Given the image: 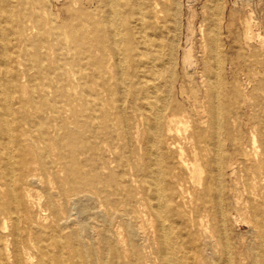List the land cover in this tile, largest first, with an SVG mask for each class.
I'll use <instances>...</instances> for the list:
<instances>
[{
	"label": "rangeland",
	"instance_id": "1",
	"mask_svg": "<svg viewBox=\"0 0 264 264\" xmlns=\"http://www.w3.org/2000/svg\"><path fill=\"white\" fill-rule=\"evenodd\" d=\"M6 1L11 0L0 3ZM34 1L36 15L29 0H16L12 60L7 65L1 61L0 67L9 68L15 89L27 92L28 76L38 71L33 66L36 58L45 59L46 76L57 85L63 102L56 117L48 111L37 113L51 150L45 151L44 143L27 131L31 113L23 116L25 125L15 133L13 176L19 195L30 188L35 201L20 198V211L31 222L48 225L60 216L69 243L59 254L52 243L44 249L30 242L21 251L19 264H160L154 221L134 175L142 168L147 147L145 121L129 107L141 80H150L146 69L160 72L158 82L166 100L185 116L183 128L173 132L184 147H190L185 136L205 104L204 82L217 80L225 110L235 123V137L247 150L245 156H237L242 164L226 170L223 178L226 187H233V195L224 199L230 213L227 231L236 259L252 264L253 211L264 201V172L255 167L251 153L254 139L258 158H264V0H119L122 50L107 44L113 38L110 28L115 18L107 16L106 0ZM156 4L163 11L158 19ZM48 89L51 94L53 89ZM21 95L28 100L27 93ZM231 131L226 120L223 135L228 137ZM223 149L235 152L229 138ZM32 175L35 180L29 181ZM3 182L0 245L8 246L0 253L4 264H15L13 222L3 209L7 201ZM173 182L174 201L184 196L180 210L188 212L201 197L202 185L187 174L181 185ZM79 193L91 195L82 202L84 219L72 203ZM177 217L183 225V217ZM23 224L33 241L34 231Z\"/></svg>",
	"mask_w": 264,
	"mask_h": 264
},
{
	"label": "bare ground",
	"instance_id": "2",
	"mask_svg": "<svg viewBox=\"0 0 264 264\" xmlns=\"http://www.w3.org/2000/svg\"><path fill=\"white\" fill-rule=\"evenodd\" d=\"M106 2L109 9L106 13L107 16L115 18L111 22L110 28L113 38L107 44L122 50L124 49V40L121 28V23H123L121 6L119 0H106ZM29 3L35 8L34 14L36 15V2L29 0ZM16 9V0L0 3V62L2 61L6 65L12 60V41L17 35ZM154 9L155 19H158L163 11L157 7V4ZM143 43L145 42L143 41ZM44 60L36 58L34 62L36 65L33 64V66L38 67V71L36 74L32 73L28 76L27 92L15 89L9 77V68L7 66L0 67V126H2L0 129V154H2V156L0 155V168H2L0 180L4 181L3 197L7 200L3 209L8 219L13 222L10 235L15 264H19L21 251L30 242L44 247V249L52 243L56 245L59 254L62 253L65 244L69 243L62 234V222H60L62 218L60 216L48 225L45 224L47 222L42 223L41 221L33 223L20 211L19 199L33 201L32 193L30 188H24L19 195L13 176L16 165L15 133L25 125L23 116L27 112L31 113L27 131L35 135L38 141L44 143L45 151L51 150L46 140L45 127L37 113L38 111L40 113L48 111L53 117H56L60 113L63 101L55 82L46 76L47 70L43 68ZM160 65L162 66V63ZM125 71L123 69L119 74L118 84L121 86L124 84ZM145 71L150 80L144 82L141 80L142 86L133 94L129 106L132 110L139 111L143 116L147 135V147L144 149L142 157L143 165L141 170L135 172L134 175L140 183L141 200L144 201L154 221V231L159 243L160 264H203L204 261H208L209 264H243L244 259H236V252L227 231L230 213L224 206V199H229V196L233 195V187H226L223 178L226 170L235 168L238 162L242 164L241 159L237 156L240 154L245 156L247 150L241 148L235 137V123L231 120L232 115L225 110L221 88L217 80L206 79L204 82L205 104L202 105L203 109L199 120L193 122L189 133L185 136V139L190 141V147H184L173 138V132L178 134L181 125L185 122L183 112L166 100L163 85L158 82L160 72L158 70L154 72L151 69ZM215 73L217 74V71ZM141 76L140 74V79ZM55 78H60L59 74H56ZM49 87L53 89L51 94ZM21 91L27 93L28 100L23 99ZM226 120L232 129L230 135L226 136L227 138L223 135V124ZM228 138L230 144L235 147V152L225 153L223 146ZM251 142V153L257 160L255 167L261 168L264 172V158H258V150L254 145L255 140L253 139ZM184 174H187L194 183L202 185L201 197L197 198L198 200L188 212L180 210L181 203H184V196L180 201H174L171 188V180L181 185L180 180ZM28 180H35V175L30 176ZM181 193L183 192L181 191ZM90 197L89 193H79L78 198H74L72 201L74 209L81 219L86 218L82 202ZM232 203L234 205V202ZM233 210L235 209L233 208ZM193 212L195 215L191 218ZM253 214L256 228L254 238L258 241L254 239L255 243L250 248L249 257L252 264H264V201L258 209L253 211ZM177 216L183 217L185 220L183 225L177 220ZM23 223L29 224L30 231H34L33 241L21 228ZM4 240L6 241V239ZM5 244L3 242L2 246L0 245V251H4ZM83 252L85 253V251ZM3 261L0 253V264H4Z\"/></svg>",
	"mask_w": 264,
	"mask_h": 264
}]
</instances>
